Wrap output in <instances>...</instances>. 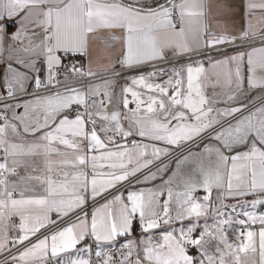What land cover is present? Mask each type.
Returning a JSON list of instances; mask_svg holds the SVG:
<instances>
[{
  "label": "snow or ice",
  "instance_id": "6c2138e0",
  "mask_svg": "<svg viewBox=\"0 0 264 264\" xmlns=\"http://www.w3.org/2000/svg\"><path fill=\"white\" fill-rule=\"evenodd\" d=\"M0 264H264V0H0Z\"/></svg>",
  "mask_w": 264,
  "mask_h": 264
}]
</instances>
